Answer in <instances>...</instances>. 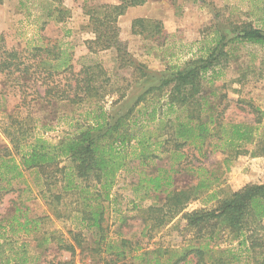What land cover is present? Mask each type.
Returning a JSON list of instances; mask_svg holds the SVG:
<instances>
[{"label": "rangeland", "instance_id": "rangeland-1", "mask_svg": "<svg viewBox=\"0 0 264 264\" xmlns=\"http://www.w3.org/2000/svg\"><path fill=\"white\" fill-rule=\"evenodd\" d=\"M117 2L63 0L59 5L54 0H0V45L21 51L25 62L32 64L35 62L29 53L32 47L51 46L58 41L69 43L73 47L75 71L81 68V57H95L110 78L100 100L110 112V120L136 122V131L151 132L150 152L157 157L146 164L130 159V170H121L117 175L113 201L104 202L108 206L104 225L109 241L117 243L120 249L126 241L128 257L116 264H132L135 258L141 257L165 260L173 249L199 242L196 234L185 228L186 221L179 217L161 228L151 229L145 210L151 204L160 206L165 192H147L140 184L145 176L156 175L158 169L170 170L174 165L172 189L177 190L197 184L200 178H208L212 182L210 190L191 202L189 211L213 208L219 200L230 197L245 185L264 181V155H253L264 146V45L237 39L247 25L264 31V0H148L138 12L144 15L142 18L160 21L159 31L155 32L146 24L145 32L134 34V19H130L127 10L119 25L122 53L116 48L90 53L88 42L94 34L88 12ZM55 6L69 10L65 20H54ZM219 31L222 37L217 42ZM206 58L212 60L213 69L205 72L198 83L187 82L179 92L188 95L192 87L198 86V97L207 99L202 116L212 115L216 123L223 125L247 124L252 128L253 141L243 143L237 155L221 138L225 135L222 128L212 124L211 135L201 150L185 144L179 151L182 157L174 161L178 157V154L173 156L174 142L161 144V141L173 130L170 122L185 119L188 111L177 104L171 107L169 92L177 90L173 80L178 74L197 69L203 64L200 60ZM64 75L58 77L61 86L65 83ZM31 78L21 77L20 86L14 88L16 82L13 84L8 76L0 73V155L5 147L11 146L3 129L9 114L25 119L32 138H42L52 144L73 133L69 122L59 119L67 101L58 102L60 107L56 112L55 100L52 97L41 99L39 94H43L45 87L31 82ZM191 102L184 104L189 106ZM193 103L189 106L191 111L197 107ZM87 106L84 110L78 109L75 116ZM128 151L131 152V148ZM63 166H71L70 159L64 158L60 163V167ZM22 180L24 183H15L17 190H0V264H17V252H26L30 264H57L59 261L105 264L114 260L113 255L99 252L96 234L87 227L82 230L90 249L83 252L77 249L71 257L62 247L70 229L80 230L76 217L81 214L72 210L77 206V193L63 190L66 181L62 174L54 172V166L24 170ZM85 182L82 184L86 185ZM5 184L0 180V187ZM87 184L94 192L96 183L91 179ZM54 192L62 193L63 204H54ZM211 192L215 193V198L209 197ZM15 217L22 222L25 217L37 222L36 229H23L13 221ZM12 222L14 228L10 225ZM218 244L237 254V259L228 254L234 264H253L256 260L254 254L242 251L238 242L231 240L229 231L221 235ZM190 259L178 264H194L195 258Z\"/></svg>", "mask_w": 264, "mask_h": 264}, {"label": "trees", "instance_id": "trees-1", "mask_svg": "<svg viewBox=\"0 0 264 264\" xmlns=\"http://www.w3.org/2000/svg\"><path fill=\"white\" fill-rule=\"evenodd\" d=\"M62 1L54 0L59 5ZM147 1L118 0L117 3L100 5L89 11V25L94 34V38L88 42L90 53L116 48L121 54L122 50L118 41L119 17L124 15L130 7L144 5ZM68 13V9L55 6L54 20H65ZM146 24L152 26L155 32L162 26L160 21L136 18L132 22L133 33L145 32ZM220 33L221 31L217 35V42L219 37H222ZM237 39L264 45V31L259 27L247 25L242 28ZM72 48L71 44L59 41L51 46H34L29 53L35 62L28 64L21 51L6 49L0 45V73L8 76L13 84L14 81L16 82L14 88L20 86L21 77H32L31 82L45 87L43 94L36 91L39 97L41 99L52 97L55 100L56 112L60 107L58 102L67 101L63 105L66 110L59 119L65 118L66 122L73 127L72 134L52 144L42 138H32L33 135L29 134V126L25 119H18L9 114V119L5 122L7 125L3 129L11 146L5 147L0 155V180L6 183L0 187V190L10 192L19 189L16 184L24 183L22 180L24 170L33 168L40 170L54 166V172L62 174L66 181L63 190L77 193V206L72 210L81 214L76 217L80 230L70 229L69 238L63 240L62 247L71 254V257L77 253V249L81 252L90 249L82 230L87 227L96 234L95 242L100 248L98 251L115 257L110 263L105 262V264H116L117 261L128 257L126 241H123L122 249L117 243L109 241L104 225L108 206L104 202L113 201L112 190L117 175L121 170H130L128 166L130 159L135 158L146 164L149 159L157 155L150 152L149 139L152 135L150 131H136L134 129L136 122L126 123L125 119L110 120V112L100 104L110 82L107 70L95 57L87 55L79 59L81 68L75 71L72 63ZM200 61L203 64L198 65L197 69L178 74L173 80L178 88L176 91L169 92L170 106L177 104L179 108L188 111L185 119L170 122L169 127L173 130L169 137L161 141V144L174 142L173 156L178 154L174 161L182 157L179 151L185 144L195 145L201 150L211 135L212 124L222 128L225 135H221V138L237 155L243 143L253 141L252 128L247 124L223 125L216 123L212 115L204 118L202 114L205 112L207 99L203 96L198 97V86L192 87L188 95L179 92L180 87L187 82L198 83L205 72L212 68V60L208 61L206 58ZM64 73L65 83L61 86V79L59 80L58 77ZM175 92L178 93L177 96L173 94ZM190 101L192 102L189 106L193 105V102L196 103L195 111H191L190 107L186 106ZM86 105L88 108L83 111ZM78 109L83 110L76 117L75 113ZM143 127L140 126V128ZM128 148H131V152ZM253 155H264V146ZM64 158L70 159L71 166L60 167ZM158 170L156 175L145 176L140 180V184L147 192H165L164 202L160 206L151 204L145 210L146 220L151 229L161 228L179 217L186 221L185 228L193 231L199 242L173 249L172 252L170 251L171 256L165 260H160L161 257L147 259L141 257V259L135 258L132 264H178L191 260V256L195 258L194 264H234L228 259V254L236 259L237 254L231 249L221 248L218 244L225 231L230 232L231 240L237 241L242 251L254 254L256 260L253 264H264V181L245 185L239 191L233 192L230 197L219 200L213 208L201 207L189 211L187 208L190 203L210 190L212 182L208 178H200L197 184L178 190L172 189L175 166L172 165L170 170ZM91 179L96 183L94 192L87 187V181ZM83 182L86 185L82 184ZM138 189L139 187L136 188ZM209 197L215 198V193L211 192ZM63 198L62 193L54 192V204H63ZM115 211L114 209L113 212ZM23 213L22 216H25V212ZM13 221L27 231L36 229L37 222L27 217L24 222L19 221L17 217ZM10 225L13 226L12 228L15 227L13 222ZM16 255L17 264H30L26 252H17ZM174 255H177V258L173 262ZM57 264H72V262L59 261Z\"/></svg>", "mask_w": 264, "mask_h": 264}, {"label": "crops", "instance_id": "crops-1", "mask_svg": "<svg viewBox=\"0 0 264 264\" xmlns=\"http://www.w3.org/2000/svg\"><path fill=\"white\" fill-rule=\"evenodd\" d=\"M140 7L141 6H136V7H130L128 9V11H129L128 16L130 17L131 20L136 19V18H142L144 16V15L140 14V12H138ZM124 16H126V15H122V16L119 17V21H118L119 25H121V22H122L121 19L125 18Z\"/></svg>", "mask_w": 264, "mask_h": 264}]
</instances>
